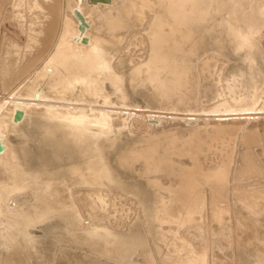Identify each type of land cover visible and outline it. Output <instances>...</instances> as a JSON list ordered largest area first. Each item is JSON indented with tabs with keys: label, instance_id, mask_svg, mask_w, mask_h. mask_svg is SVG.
<instances>
[{
	"label": "rangeland",
	"instance_id": "rangeland-1",
	"mask_svg": "<svg viewBox=\"0 0 264 264\" xmlns=\"http://www.w3.org/2000/svg\"><path fill=\"white\" fill-rule=\"evenodd\" d=\"M49 1L46 48L16 57L29 56L33 72L0 76V109L9 118L21 111L28 133L7 135L22 156L2 182L14 213L0 225L7 263L264 264V0H212L198 11L181 0ZM75 9L88 23L87 44L74 38ZM5 12L0 29L25 49V32L37 39L38 28L23 18L20 30ZM97 35L105 53L87 56ZM246 39L255 41L247 60L238 50ZM32 82L38 99L15 97ZM49 124L53 135L42 133ZM39 134L63 149L58 161L47 147V177L37 173ZM37 208L46 209L43 221Z\"/></svg>",
	"mask_w": 264,
	"mask_h": 264
},
{
	"label": "bare ground",
	"instance_id": "bare-ground-1",
	"mask_svg": "<svg viewBox=\"0 0 264 264\" xmlns=\"http://www.w3.org/2000/svg\"><path fill=\"white\" fill-rule=\"evenodd\" d=\"M88 2H97V1H100V0H95V1H91V0H87ZM101 1H104V2H107V1H109V0H101ZM229 0H223V1H220L219 2V4H217V6L216 7H222V6H224L227 2H228ZM230 1H232V0H230ZM235 2H236V0H234ZM212 2V0H181L180 1V4L183 6V7H185L188 11H198V10H202V9H205V8H208V7H212L213 5V3H211ZM239 2H244V0H242V1H239ZM10 3V6L11 7H9V9L10 10H6V12H5V9H7V4H9ZM236 4H237V2H236ZM253 9V12L254 13H258V12H260L261 11V8H256V7H252ZM264 9V8H263ZM51 11H55V4H53V3H51L49 0H0V15L1 14H3L4 12L7 14V12H10V14H12L11 16H10V18H11V21H12V23L14 24V25H17V27H19V29L21 30L22 28L24 29V27H23V24H25V23H29L30 22V25H31V27H34V28H38V36H37V39H36V36H35V38H34V36H33V32H29V31H27V32H25V36H26V39H29V41L27 40V43H26V46H25V49L24 48H22L21 46H19L18 45V42L19 41H17L14 37H12V36H7V34H6V32H4L3 30H1L0 29V33L3 31V33L0 35V76L1 75H3V78L2 79H4V80H6V79H8L9 77L8 76H10L11 78H12V80H15L16 81V73L18 72V71H24V72H29V71H31V72H33V67H32V61L30 62L29 60H27V58H29V56H27L26 55V57L27 58H22L23 60L21 61V60H17V56H19L20 54H22V49L23 50H29V51H26V53L25 54H28V55H31L30 56V58L32 57V53H30L31 51L30 50H32V48H34L33 49V51H35V52H39V53H42V51H44V49L46 48V40L47 39H49L50 38V36H51V32H50V26L52 25H50L49 26V23L50 22H53V21H51L50 19H51V17H50V12ZM4 16V15H3ZM74 16H75V18L79 21L78 22V25H77V30H78V34L76 35V37H74V38H76V40L77 41H79L80 43H82V44H87L88 43V38H87V36L86 35H83V32H84V28L85 27H87L88 26V23L84 20V18H83V15L77 10V9H75L74 10ZM23 18L24 19H26V20H28L29 22H25V20L24 21H22L23 20ZM173 18H175V17H173ZM20 19H22L21 21H20ZM155 19H157V16H155ZM155 21H157V20H155ZM23 22H25V23H23ZM27 26V25H26ZM48 26H49V28H48ZM31 27L29 28V30L31 29ZM39 27H40V29H39ZM26 31V30H25ZM37 32V31H36ZM37 35V34H36ZM100 36L99 35H97V36H93L92 37V42H90V46L89 47H87L86 49H85V53L87 54V56H89V55H92V54H94L95 53V51L97 52V51H100V49L102 48V51H103V46L100 44ZM250 40V41H249ZM248 41V42H247ZM244 43H245V45H243V46H241V47H239L240 49H238V50H243L244 51V54H243V57L247 60V59H250L251 57L253 58V56H254V54H255V49L252 47V45L254 44L255 45V41H253L252 39H246L245 41H244ZM24 44V43H23ZM247 44V45H246ZM21 45V44H20ZM34 45H35V47H34ZM23 46V45H22ZM104 47H106V46H104ZM254 47H256V46H254ZM36 49V50H35ZM64 50V49H63ZM106 50V49H105ZM104 50V51H105ZM100 52V53H105L104 51L103 52ZM34 52V53H35ZM63 52V51H62ZM58 53H59V50H58ZM57 52L55 53V54H58ZM96 54V53H95ZM94 54V55H95ZM35 55V54H34ZM56 56V55H55ZM59 56V55H58ZM102 55L100 54V56H98L97 57V60H98V58L99 57H101ZM17 57V58H16ZM20 57V56H19ZM22 57V56H21ZM92 57V56H91ZM94 58V60H95V56H93ZM105 57V56H104ZM103 58V57H102ZM33 59V58H32ZM58 59V58H57ZM63 59V58H62ZM92 59V58H91ZM105 59V58H104ZM103 59V60H104ZM29 61V62H27V64H26V62H24V61ZM35 60V59H34ZM60 60V59H59ZM86 60H88V62H89V59L87 58ZM103 60H99L100 62L101 61H103ZM91 61H93V60H90V63H91ZM99 61H97V62H99ZM59 62H61V61H59ZM88 62H87V64H88ZM64 63H65V61H64ZM63 64V63H62ZM93 64V63H92ZM95 64V63H94ZM254 63L252 62V65H253ZM96 65V64H95ZM90 66V65H89ZM92 66V68H91V70L93 71V65H91ZM108 67V66H107ZM46 68V67H45ZM48 69H51L50 67H47ZM90 68V67H89ZM95 69H96V67H94ZM90 70V71H91ZM95 72V71H94ZM96 74V73H95ZM104 74H106V73H104ZM27 75H29V73L27 74ZM89 75V74H88ZM92 76L94 75V74H91ZM103 75V74H102ZM100 76V78L102 77V79H103V77H105V75H103V76ZM110 75V74H109ZM4 76H6V77H8V78H4ZM97 77V76H96ZM107 77H109V76H106V78ZM106 78H104V80L103 81H105V79ZM114 78V77H113ZM92 79H94V78H92ZM99 79V78H98ZM116 80V79H115ZM92 81V80H91ZM102 81V82H103ZM114 81V80H113ZM97 82V81H96ZM99 82V81H98ZM97 82V83H98ZM101 82V83H102ZM0 83H1V85H2V82L0 81ZM109 83V82H108ZM114 83V82H113ZM32 84L33 85H30V84H27L25 87L27 88V90H25L24 92L23 91H16L15 93H17V94H15L14 93V95H15V97H23V98H28V99H38L40 96H39V90H38V88L36 89V87H35V83L34 82H32ZM99 84V83H98ZM110 84V83H109ZM111 84H112V82H111ZM25 85V84H24ZM24 85H22V87L24 86ZM115 85V84H114ZM113 85V86H114ZM12 86H17V84L16 83H12ZM87 87V86H86ZM88 87H90V85L88 86ZM19 89H21V87L19 88ZM14 90V89H13ZM90 91V90H89ZM2 106V105H1ZM5 106V105H4ZM3 106V107H4ZM1 108L0 109V121H1V123H2V127H3V129H2V131H1V140H0V171H3V174L5 175L4 177H2L1 176V178H0V225H1V228L3 227L4 228V221L5 220H8V221H10V220H12L13 219V217H14V213H13V211L11 212L10 211V213L8 212V206L6 205V198H7V195H8V193L9 192H11V191H8V190H10V189H8L7 188V190H5V188H4V190L2 189V182L4 181V179L5 178H7V179H9V168H8V166L9 167H11V165H13V167H15L16 165H18V163L20 162V158L22 157H20L19 156V152L18 151H16L15 149L16 148H14L12 145H11V142H10V140H9V138H8V133H10V132H14L16 135H18L19 134V132H21V134H20V136L21 137H27L28 136V133H26V131L24 132V130L22 129V125L20 124V118H21V111H19V110H17L16 112H15V114H14V117L13 116H10V118L8 117V116H6L7 115V113L4 111V110H7L5 107L4 108ZM35 114V112L34 111H32V112H30V116L31 117H33V115ZM34 118V117H33ZM30 120V119H29ZM42 123V122H41ZM45 124H47L46 122H44ZM42 125V124H41ZM44 126L45 127H47V129L49 130H44L43 128H44ZM43 128H41L42 130V133L45 131V133H46V135H48V133H50L51 135H53V133H51L52 132V128H51V126H50V124H49V126H46V125H43L42 126ZM50 127V128H49ZM52 127H54V126H52ZM55 128V127H54ZM23 133V134H22ZM43 135V134H42ZM41 135V137H40V134L38 135V137L41 139V140H43V145L45 146V147H42V152L44 153V154H47V153H49V151H48V149H47V147L48 148H51V153L55 156V158L56 159H58V161H61V159H62V157H63V155H61L60 153L59 154H57V152H56V150L57 149H59V151L61 152V151H63V149L60 147V146H57L56 147V142H57V140H55V139H48V138H46L47 140H45V137L44 136H42ZM50 136V135H49ZM54 138V137H53ZM64 139V138H63ZM45 140V141H44ZM21 141V140H20ZM19 141V142H20ZM66 141V140H65ZM113 143V142H112ZM13 144V143H12ZM63 144H64V142H63ZM59 145V144H58ZM61 145V144H60ZM64 146H66V145H64ZM57 148V149H56ZM19 149V148H18ZM29 149V148H28ZM54 150H55V152H54ZM20 151V150H19ZM92 150H90V152H91ZM30 152V151H29ZM28 152V153H29ZM74 153H76V151L74 152ZM21 155V154H20ZM106 158V157H105ZM104 158V160H105V162H106V159ZM60 159V160H59ZM74 159H78V158H74ZM47 163H49V162H47L46 160H44L43 162H41V164H42V169H41V172H37L38 174H40V175H44V176H49V174H50V171L48 170V165H47ZM76 163V162H75ZM99 164L102 166H105L104 165V163H103V161H102V159H100V161H99ZM106 164V163H105ZM28 166V165H27ZM71 167H69V168H71L72 169V167L73 168H77V166H75V165H70ZM12 168V167H11ZM67 168V167H66ZM6 170V171H5ZM61 171V170H60ZM2 174V173H1ZM2 174V175H3ZM22 174V173H21ZM77 174V169H74V172H69V174L68 173H66V174H64L60 179H59V181H57L58 183H57V187H59V186H61V183H62V185H63V181H66V180H69V179H72V177H74L75 175ZM11 176H12V174H11ZM17 177V176H16ZM78 177V176H77ZM98 177H100V174L98 175ZM32 178V177H31ZM22 179V178H21ZM34 179V178H33ZM13 180V179H12ZM14 180H17V178H15ZM18 181V180H17ZM51 181V180H50ZM4 182H6V181H4ZM11 182V181H10ZM24 182V181H23ZM33 182V181H32ZM60 183V184H59ZM11 184V183H10ZM14 184H15V182H14ZM13 184V185H14ZM23 184V183H22ZM35 184V183H34ZM54 184V183H53ZM56 184V183H55ZM49 186V185H48ZM64 186V185H63ZM14 187V186H13ZM21 186H20V184L17 182V189H19ZM52 187V186H51ZM37 188V187H36ZM56 188V187H55ZM64 189V188H63ZM63 189H61L60 188V190H63ZM41 190H43L42 188H41ZM58 190V189H57ZM41 192V191H40ZM46 192H48V189L46 190ZM52 192V191H51ZM54 192V191H53ZM14 193V192H13ZM35 193H36V191H35ZM50 193V192H49ZM55 193H56V191H55ZM54 193V194H55ZM57 193H58V191H57ZM36 194H38V193H36ZM36 194H34V195H36ZM42 194V193H41ZM63 194H64V192H63ZM53 195V194H52ZM51 195V196H52ZM61 195H62V193H61ZM39 196H41V195H39ZM38 196V197H39ZM42 197V196H41ZM44 197V196H43ZM64 197V196H63ZM48 198V197H47ZM46 198V199H47ZM51 198V197H50ZM49 198V199H50ZM53 198H56V196L55 197H53ZM69 198V197H68ZM198 198H199V196L197 195V196H195L194 198H192V201L189 203V208H190V210H195V209H197V204H198ZM8 199V198H7ZM15 199H17V198H15ZM14 199V200H15ZM41 199V198H40ZM52 199V198H51ZM59 198H57V200H58ZM64 199H65V197H64ZM67 199V198H66ZM56 200V199H55ZM54 200V201H55ZM62 200V199H61ZM16 201V200H15ZM40 201V200H39ZM47 201V200H46ZM64 201V200H63ZM66 201V200H65ZM11 202H13V204H14V201H11ZM43 202H44V200H43ZM50 202V201H49ZM59 202V201H58ZM43 204V203H42ZM51 204H52V202H51ZM66 204V203H65ZM53 205V204H52ZM55 205V204H54ZM36 206V205H35ZM40 206H42V205H40ZM45 206V205H44ZM43 206V207H44ZM61 206H62V204H61ZM60 206V207H61ZM37 207H39V206H37ZM47 207V206H46ZM49 207V206H48ZM52 207V206H51ZM65 207H67L66 205H65ZM35 208V207H34ZM59 208V207H58ZM63 208V207H62ZM10 209V208H9ZM61 209V208H60ZM35 210V209H34ZM43 210H45L46 211V209L45 208H37V212H40L41 213V211H43ZM59 210V209H58ZM63 211V210H62ZM26 212V211H25ZM59 212V211H58ZM60 213H62V212H60ZM59 213V214H60ZM68 213H72L71 211H69ZM68 213H66V214H68ZM46 214H47V212H43V213H41V214H38V216L40 217L39 219H41V221H43V219H44V217L46 216ZM58 214V213H57ZM17 215V214H16ZM65 215V214H64ZM63 215V216H64ZM18 216V215H17ZM37 216V215H36ZM66 216H69V215H66ZM16 217V216H15ZM23 217V216H22ZM29 217V216H28ZM66 218V217H65ZM5 219V220H4ZM22 219V218H21ZM24 219V218H23ZM25 219H27V218H25ZM31 219H33V218H31ZM39 219H37V220H39ZM61 219V218H60ZM68 219V218H67ZM72 219V218H71ZM63 220V219H62ZM75 220V219H74ZM73 220V221H74ZM17 221V220H16ZM30 221H33V220H30ZM65 221H67V220H65ZM76 221V220H75ZM18 222V221H17ZM15 223V222H14ZM27 223V222H26ZM32 223V222H31ZM64 224V223H63ZM8 225V224H7ZM22 225H26V224H22ZM31 225V224H30ZM65 225V224H64ZM6 227H8V226H6ZM12 227V226H11ZM22 227V226H21ZM60 227V226H59ZM64 227V226H63ZM1 228H0V233H1ZM67 228V227H66ZM20 229V228H19ZM14 230V229H13ZM16 231V230H15ZM18 231V230H17ZM67 231V230H66ZM62 233L65 237H66V232H64V231H62L61 229H59V233ZM11 233V232H10ZM187 232H185V234H186ZM2 234V233H1ZM13 234V233H12ZM188 234V233H187ZM17 236V235H16ZM20 236V235H19ZM18 236V237H19ZM0 237H1V235H0ZM14 237V236H13ZM16 238V237H15ZM0 241L2 242L3 240H1L0 239ZM10 241V240H9ZM194 241V240H193ZM226 240L224 239V241L223 242H225ZM11 242V241H10ZM196 242V241H195ZM194 242V243H195ZM219 242H222V239H220V241ZM1 244V243H0ZM15 244V243H14ZM189 244H191V243H189ZM225 244V243H224ZM16 245V244H15ZM195 245V244H194ZM191 246V247H195V246ZM220 245H223V244H221L220 243ZM2 246V245H1ZM8 246V245H7ZM18 246V245H17ZM200 247H202L201 245H199ZM4 247V246H3ZM9 247V246H8ZM14 247V246H13ZM187 247H188V245H187ZM190 246L188 247V248H191ZM200 247H197V248H200ZM204 248V247H203ZM5 247L2 249L1 247H0V264H6L8 261H9V257H12V255L13 254H11L10 253V251H6L8 254H5ZM132 249V248H131ZM191 249H193V248H191ZM9 250V249H8ZM12 250V249H11ZM19 250V249H18ZM197 250V249H196ZM199 250V249H198ZM200 250H201V248H200ZM199 250V251H200ZM204 251L206 250V249H203ZM16 251V250H15ZM202 251V250H201ZM128 253V252H127ZM194 253H195V251H194ZM198 253V252H197ZM196 253V254H197ZM204 253V252H203ZM15 254H16V252H15ZM21 254V256H26V255H28V254H24L21 250L19 251V253H18V255H20ZM112 254V253H111ZM198 255V254H197ZM201 255V254H200ZM204 255V254H203ZM205 255H206V253H205ZM204 255V256H205ZM28 257V256H27ZM32 257V256H31ZM35 257V256H34ZM82 257V256H81ZM16 258V257H15ZM36 258V257H35ZM11 259V258H10ZM25 259V258H24ZM22 260V259H21ZM88 260V259H87ZM11 261H13L14 262V260H11ZM24 261V260H23ZM29 262V261H28ZM55 262V261H54ZM34 263L36 264V262L34 261ZM7 264H9V263H7ZM14 264H18V262H17V260L15 261V263ZM37 264H39V263H37Z\"/></svg>",
	"mask_w": 264,
	"mask_h": 264
},
{
	"label": "water",
	"instance_id": "water-1",
	"mask_svg": "<svg viewBox=\"0 0 264 264\" xmlns=\"http://www.w3.org/2000/svg\"><path fill=\"white\" fill-rule=\"evenodd\" d=\"M91 1H95V0H91ZM101 1V0H100ZM218 26H215V28H217ZM244 52V51H243ZM257 56H263V54L262 55H257ZM256 58V60H257V57H255ZM263 58H264V56H263ZM258 64V63H257ZM50 158H51V156L49 155V154H44V158H42V157H38V162L37 163H39V162H42L43 160H46L47 162H49V163H52V162H50ZM25 163V162H24ZM28 165V164H27ZM33 166V165H32ZM52 225V228L53 227H56V224H51ZM50 226V225H49ZM52 228H50V230L52 229ZM67 237V236H66ZM65 237V238H66ZM67 239V238H66ZM68 240V239H67ZM69 241V240H68Z\"/></svg>",
	"mask_w": 264,
	"mask_h": 264
}]
</instances>
